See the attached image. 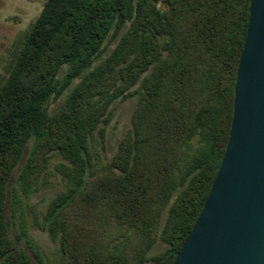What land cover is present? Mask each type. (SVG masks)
Instances as JSON below:
<instances>
[{"label": "trees", "instance_id": "1", "mask_svg": "<svg viewBox=\"0 0 264 264\" xmlns=\"http://www.w3.org/2000/svg\"><path fill=\"white\" fill-rule=\"evenodd\" d=\"M250 2L44 1L0 86V264H33L25 249L39 264H173L227 145ZM133 95L131 129L97 170L94 133ZM49 153L63 190L33 217L58 245L43 262L23 199Z\"/></svg>", "mask_w": 264, "mask_h": 264}, {"label": "water", "instance_id": "2", "mask_svg": "<svg viewBox=\"0 0 264 264\" xmlns=\"http://www.w3.org/2000/svg\"><path fill=\"white\" fill-rule=\"evenodd\" d=\"M223 158L173 264H264V0H251Z\"/></svg>", "mask_w": 264, "mask_h": 264}, {"label": "rangeland", "instance_id": "3", "mask_svg": "<svg viewBox=\"0 0 264 264\" xmlns=\"http://www.w3.org/2000/svg\"><path fill=\"white\" fill-rule=\"evenodd\" d=\"M45 0H0V86L5 82L8 72L12 66L14 56L21 47L30 26L38 17ZM135 88V87H134ZM131 89V91L134 90ZM64 97L58 100H50L49 111L54 112L61 105ZM136 96L127 99L116 100L109 108L110 120L103 129L104 137L101 140L98 131L94 133L92 152L95 169L107 165L116 153L119 142L131 129V118L136 107ZM37 176L38 189L31 193L28 198L23 199L27 207V233L34 244L40 259L43 262H52L58 256V245L53 242L47 232L40 230L33 224V217L41 219L49 202L63 190V183L56 172L55 167L61 163V159L55 153L45 156ZM23 162V160H22ZM20 165L10 175L9 187L15 183L16 175ZM7 215L6 222L10 227L12 220L9 215L10 192L7 193ZM15 246H23L14 241ZM164 249V244L157 242L149 256L156 255ZM33 264H39L33 254L25 249Z\"/></svg>", "mask_w": 264, "mask_h": 264}]
</instances>
